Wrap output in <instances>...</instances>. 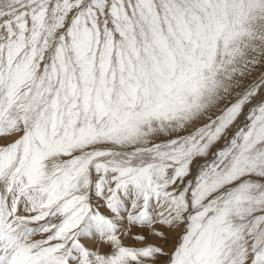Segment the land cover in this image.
I'll return each instance as SVG.
<instances>
[{
    "label": "snow or ice",
    "instance_id": "6c2138e0",
    "mask_svg": "<svg viewBox=\"0 0 264 264\" xmlns=\"http://www.w3.org/2000/svg\"><path fill=\"white\" fill-rule=\"evenodd\" d=\"M0 264H264V0H0Z\"/></svg>",
    "mask_w": 264,
    "mask_h": 264
},
{
    "label": "rangeland",
    "instance_id": "374dc122",
    "mask_svg": "<svg viewBox=\"0 0 264 264\" xmlns=\"http://www.w3.org/2000/svg\"><path fill=\"white\" fill-rule=\"evenodd\" d=\"M125 243H133L131 240H126Z\"/></svg>",
    "mask_w": 264,
    "mask_h": 264
}]
</instances>
